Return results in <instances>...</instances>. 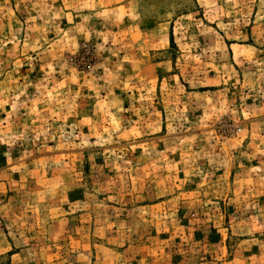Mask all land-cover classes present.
I'll list each match as a JSON object with an SVG mask.
<instances>
[{"label": "rangeland", "instance_id": "rangeland-1", "mask_svg": "<svg viewBox=\"0 0 264 264\" xmlns=\"http://www.w3.org/2000/svg\"><path fill=\"white\" fill-rule=\"evenodd\" d=\"M0 264H264V0H0Z\"/></svg>", "mask_w": 264, "mask_h": 264}]
</instances>
